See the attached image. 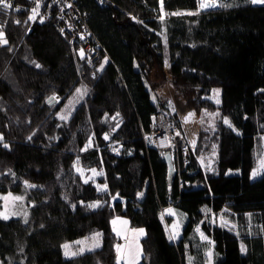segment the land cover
Wrapping results in <instances>:
<instances>
[{"label": "trees", "instance_id": "trees-1", "mask_svg": "<svg viewBox=\"0 0 264 264\" xmlns=\"http://www.w3.org/2000/svg\"><path fill=\"white\" fill-rule=\"evenodd\" d=\"M76 1L100 44L94 65L31 9L0 7V193L29 206L26 220L0 215V264H117L118 216L145 229L141 264H205L208 252L211 264H264V171L251 178L264 134V4ZM160 87L179 128L187 111L219 114L187 142L181 189L143 137L154 115L168 117ZM169 206L183 219L175 241Z\"/></svg>", "mask_w": 264, "mask_h": 264}, {"label": "built area", "instance_id": "built-area-1", "mask_svg": "<svg viewBox=\"0 0 264 264\" xmlns=\"http://www.w3.org/2000/svg\"><path fill=\"white\" fill-rule=\"evenodd\" d=\"M202 2H205V0H199V5ZM207 2L209 4L214 3V6L202 8L203 10L217 5L214 0H207ZM8 3L11 4V7H0L8 10H35L34 19L40 22H50L53 29L67 38L68 42L74 45L79 53L87 55L88 64L98 63L100 53H98L97 48L100 49V44L95 40L88 20L78 8L76 0H8ZM153 117L150 129L143 133V137L145 140H149V143L157 150L164 153L169 152L170 161H172V172L177 176L181 189L183 185L180 177L181 168L189 163L188 158L190 155L187 140L180 134L179 127H175L174 122L162 112H158ZM168 136L169 138H167ZM165 138L171 139L170 143L167 141V144H163L162 140ZM117 147L118 145L115 144L112 149L115 150ZM107 150L110 151L111 146H108ZM189 184L187 181L185 182V185ZM162 209L165 211L166 207Z\"/></svg>", "mask_w": 264, "mask_h": 264}, {"label": "rangeland", "instance_id": "rangeland-1", "mask_svg": "<svg viewBox=\"0 0 264 264\" xmlns=\"http://www.w3.org/2000/svg\"><path fill=\"white\" fill-rule=\"evenodd\" d=\"M214 1H215V3H217L216 6H219L220 3L222 1H225V0H214ZM249 1H251L252 4H254V3L264 4V0H257V2H253V0H249ZM79 89L81 90V92H83V89H81V88H79ZM167 92H168V89H166L165 87H160L159 89L157 88V90H156L157 95H159L161 97V101L165 100L164 103H165V105H167V110L164 111V113L166 112V115L168 116V118L171 119L174 122L175 127H177V125H176L177 122L171 116L175 113V107L172 105V101L169 100L171 98V96L173 95V93L170 92L167 94ZM84 94L85 93L83 92V95ZM82 96L80 93L77 92V98L78 99H79V97H82ZM208 98L212 102L219 104V103H217V101H219V92L217 91L216 88L213 89V91L209 94ZM63 113L64 112H62V114ZM217 118H219V114L217 113V110H214L212 112V111H208L206 109H203V111H200L199 113H196L194 110L187 111L186 113L181 114V118H180L181 127L183 128L184 132H183L181 127L180 128L177 127V128L179 129V132L180 131L182 132V133L180 132V134H182L183 138H185V140H187V142L192 147L194 145L196 139H197L196 134H197V131L199 129V125L202 126L204 124L207 127L208 126L213 127L214 122L217 120ZM167 138H169V136ZM167 141L170 143L171 139L165 138L162 140V143L167 144ZM260 143H261L260 152L257 156L258 158H257L256 166L252 170L251 178H257L258 176L261 175L262 171H264V134H262V136H261V142ZM205 162H206V160H205ZM211 162L212 161L206 162V165L208 167H210L212 165ZM77 170L88 179H93V180L95 179V181L98 180L99 171L96 168L86 170L85 168L82 169L80 166H78ZM97 185L99 187H101L99 185V183H97ZM16 197H20L21 199H15ZM28 211H29V206L27 205V201H26L24 195H22V194L16 195V194L11 193V192H6V194L0 193V215L3 219H5L4 216H7L8 218H18L19 217L22 220H26L29 216ZM223 217L224 216H222V218ZM7 219H5V220H7ZM212 221H213V223H215V222L219 223L222 220L218 219V217L215 216L214 218H212ZM225 221H227V220L225 219ZM230 224L234 225V226H238L239 228L244 227V231L253 229V226L256 225L250 221L243 223L245 226L244 225L240 226L237 223H234L233 221L232 222L230 221ZM75 243H67L69 245H67L68 247H67L66 252L74 253V251L77 249V247H75L76 249L74 250V244ZM79 243L81 244V248H79V250L85 251V248H86L85 245H86V243H88L87 239L86 240L82 239L81 241H79ZM69 246H71L73 249ZM117 250H118V248H117ZM66 252H65V254H66ZM119 254H118V257H119Z\"/></svg>", "mask_w": 264, "mask_h": 264}, {"label": "crops", "instance_id": "crops-1", "mask_svg": "<svg viewBox=\"0 0 264 264\" xmlns=\"http://www.w3.org/2000/svg\"><path fill=\"white\" fill-rule=\"evenodd\" d=\"M164 216L170 218L166 224V228H168L171 239L175 241L181 234V226L183 222L182 216H180L179 212L174 206L167 207L164 211ZM214 216L215 215L212 214V218H214ZM111 228L116 235L117 243L115 245V253L117 264H141L143 257L141 238L145 234V229L142 227H132L129 220L122 216L112 218ZM140 230H143L142 234ZM198 233L201 238L202 231L200 229ZM206 260L207 261L205 264H211L210 252H208Z\"/></svg>", "mask_w": 264, "mask_h": 264}, {"label": "snow or ice", "instance_id": "snow-or-ice-1", "mask_svg": "<svg viewBox=\"0 0 264 264\" xmlns=\"http://www.w3.org/2000/svg\"><path fill=\"white\" fill-rule=\"evenodd\" d=\"M253 2H257V0H253ZM0 6H3V7H5V8H7V7H11V4L10 3H8V0H0ZM210 6H214V3H212V4H209L208 2H207V0H205V2H202L201 4H200V7L201 8H205V7H210ZM177 14H179V13H177ZM35 18V10H33V16L32 17H30V19H34ZM0 35H2V34H0ZM6 42V41H5ZM37 67H39V65H37ZM84 91H86V89L84 90ZM77 92L78 93H80L81 94V96L83 95V92H81V90L80 89H77ZM51 99H54V97L53 98H50V100ZM217 103H219V101H217ZM191 115V114H190ZM62 119H66L67 117H61ZM227 122V121H226ZM6 199V198H5ZM15 199H21L20 197H16ZM96 205H92V207H95ZM4 218L5 219H7L8 217L7 216H4ZM197 231H199V229H197ZM140 232H141V234L143 233V230H140ZM201 238L202 239H207V237H205L204 235H203V233H201ZM68 246L67 245H65V248H67ZM242 251L244 250L243 248L241 249ZM66 255H75V253H68V252H66Z\"/></svg>", "mask_w": 264, "mask_h": 264}, {"label": "water", "instance_id": "water-1", "mask_svg": "<svg viewBox=\"0 0 264 264\" xmlns=\"http://www.w3.org/2000/svg\"><path fill=\"white\" fill-rule=\"evenodd\" d=\"M165 161L168 163V172H169V177H172V161H170V154L169 152L164 153Z\"/></svg>", "mask_w": 264, "mask_h": 264}]
</instances>
